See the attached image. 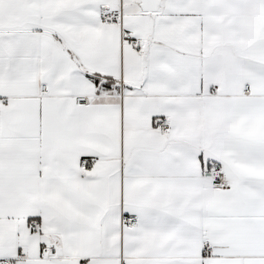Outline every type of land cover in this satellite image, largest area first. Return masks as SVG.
Listing matches in <instances>:
<instances>
[{"label":"snow or ice","instance_id":"1","mask_svg":"<svg viewBox=\"0 0 264 264\" xmlns=\"http://www.w3.org/2000/svg\"><path fill=\"white\" fill-rule=\"evenodd\" d=\"M0 264H264V0H0Z\"/></svg>","mask_w":264,"mask_h":264}]
</instances>
